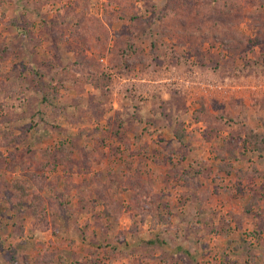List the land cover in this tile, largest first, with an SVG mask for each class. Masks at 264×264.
Listing matches in <instances>:
<instances>
[{"label":"rangeland","instance_id":"1","mask_svg":"<svg viewBox=\"0 0 264 264\" xmlns=\"http://www.w3.org/2000/svg\"><path fill=\"white\" fill-rule=\"evenodd\" d=\"M260 143L264 0H0V264H264Z\"/></svg>","mask_w":264,"mask_h":264},{"label":"crops","instance_id":"2","mask_svg":"<svg viewBox=\"0 0 264 264\" xmlns=\"http://www.w3.org/2000/svg\"><path fill=\"white\" fill-rule=\"evenodd\" d=\"M254 158L252 159H231L228 162L222 164V168L219 171L218 166L219 162L215 163L213 166L216 167L217 173L220 176H225L229 178L228 182H233L234 185H231L235 188H228L224 189L219 195V197L226 198V197H234V198H247L248 203L245 205L247 208L252 204L250 207L254 208L257 207V215L263 214L264 215V155L257 156L256 152L253 151ZM257 160H256V159ZM218 175V176H219ZM245 176H249L250 178L245 179ZM263 181V182H262ZM199 194V193H198ZM193 196L197 197V195L193 194ZM263 199V200H262ZM195 205H193L194 207ZM212 205H209V201L204 203L203 208H210ZM261 206V207H260ZM259 209L262 211H259ZM245 214V209L241 212ZM221 214V213H220ZM222 219V218H220ZM264 219V216H263ZM231 222V221H230ZM222 224V223H221ZM224 239L229 237L222 236ZM227 242V239H225ZM236 244V243H234Z\"/></svg>","mask_w":264,"mask_h":264},{"label":"trees","instance_id":"3","mask_svg":"<svg viewBox=\"0 0 264 264\" xmlns=\"http://www.w3.org/2000/svg\"><path fill=\"white\" fill-rule=\"evenodd\" d=\"M263 150H264V147H262V144L260 143V145L257 148H255L253 151L258 152L259 154H262ZM143 204L145 205V202Z\"/></svg>","mask_w":264,"mask_h":264}]
</instances>
